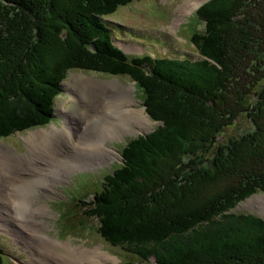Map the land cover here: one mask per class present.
I'll return each mask as SVG.
<instances>
[{
    "label": "trees",
    "instance_id": "16d2710c",
    "mask_svg": "<svg viewBox=\"0 0 264 264\" xmlns=\"http://www.w3.org/2000/svg\"><path fill=\"white\" fill-rule=\"evenodd\" d=\"M131 1L0 0V139L51 121L69 70L127 75L159 124L80 201L103 241L145 264H264V216L232 211L264 191V0L197 7V59L118 48L103 18ZM243 114L255 130L223 136Z\"/></svg>",
    "mask_w": 264,
    "mask_h": 264
},
{
    "label": "rangeland",
    "instance_id": "374dc122",
    "mask_svg": "<svg viewBox=\"0 0 264 264\" xmlns=\"http://www.w3.org/2000/svg\"><path fill=\"white\" fill-rule=\"evenodd\" d=\"M194 1L196 0H132L118 6L103 20L114 29L113 42L129 56L154 54L172 58L188 55L192 59H197L199 55L190 37L195 30L201 31L203 24L192 13L204 0L190 8ZM3 60L6 64V58ZM10 62L13 61L10 60L9 64ZM75 82L79 85L78 88L74 87ZM86 86L88 90L84 95L87 97L81 98L84 96L82 89ZM60 87L62 91L54 97L51 121L43 126L22 132L16 131L0 139V161L10 159L11 155L32 161L23 165L19 163L21 166L19 172L9 176L10 182L5 186L2 185L4 190L9 188L8 184L16 185L21 179L50 183L49 188L48 185L44 187L47 189L34 193L36 194L34 200L32 197L29 201H25V209L18 196L11 194L19 210L14 211L16 215H11V218L10 203L4 199L0 200V247L3 251L1 264H40L38 249L42 246L43 240L55 242L57 248L54 253L58 255L67 257L65 250L67 247L68 264H75L76 256L80 255H87L88 259L80 258L77 264H125L127 261L145 264L120 247L104 242L97 229V220L86 215L88 206L80 201H88L93 192L99 189L104 174L121 162L122 144L132 137L150 132L159 122L152 120L146 111L148 121L144 123L138 121L139 116L132 117L136 108H144V106L140 101L141 96L136 90L135 82L127 75L72 69L66 72ZM122 96L126 98L114 101ZM114 107L123 110L126 115L117 117L110 111ZM79 109L80 111L77 112ZM86 114H89L88 120L84 119ZM130 118H133L131 123ZM64 125L67 127L65 128ZM100 127L101 130L98 132ZM254 130L253 120L243 114L235 120L233 127L226 129L227 134L223 136H238ZM38 131L48 133L56 131L57 137L52 139L54 150L57 151L56 157L53 158L52 155L44 160L34 157L36 154L33 150L43 149L45 145L41 142V137H37L38 140L34 143L35 149H29L26 139ZM90 134H93L92 140L96 137L98 142L75 155L76 152L71 147L75 148L81 142L78 145L74 142L72 144L73 138L76 141L80 137L87 139ZM106 148L114 151L112 158L108 156ZM97 151L105 152L108 158L104 157L100 161L95 159ZM71 159H75L72 164ZM67 166H69L68 171L64 172ZM74 168L79 169L74 170ZM52 169L59 172L60 178H64L50 182L51 176L48 177L44 173ZM25 192L26 189L23 188V193ZM261 195H263L261 199L256 198ZM41 205L45 210L34 209V219H30L32 220L30 225L33 227L38 224V219H42L44 226L41 230L39 224L38 228H30L23 222L21 225L25 227H20L11 220L18 221L34 207ZM232 211L264 216V191L240 201ZM10 224H13L16 231ZM27 230L28 232H23ZM97 252L102 254L90 255ZM52 257L47 259L52 264H57ZM148 264H152V261Z\"/></svg>",
    "mask_w": 264,
    "mask_h": 264
},
{
    "label": "bare ground",
    "instance_id": "6f19581e",
    "mask_svg": "<svg viewBox=\"0 0 264 264\" xmlns=\"http://www.w3.org/2000/svg\"><path fill=\"white\" fill-rule=\"evenodd\" d=\"M200 1L202 0H196L194 1L191 5H190V8H193L195 7ZM186 59H188V55L185 56ZM77 82L74 83V87L75 88H78L79 85H76ZM83 87V86H82ZM133 89H134V86H133ZM83 95L86 94L87 90H88V87H84L83 89ZM126 96V95H125ZM125 96H122V97H117L116 99H114V101H121V100H124L126 97ZM87 95H84V96H81V98H86ZM130 98H128L127 101H129ZM79 110H77V112H79ZM110 111L114 112L116 114L117 117H123L125 116L126 114L124 113L123 110H120L119 108H112L110 109ZM89 114H86L84 116V119L85 120H88L87 117H88ZM108 116V115H106ZM136 116H139L138 118V121L140 123H144L145 121H148V117L146 116V113H145V110L144 108H136L134 110V113L132 115V117H136ZM93 121V120H92ZM133 122V118H130V123ZM64 127L66 128L67 126L64 125ZM101 130V127L98 129V132H100ZM97 132V133H98ZM92 135L93 134H90V136L87 138V139H84L82 137L80 138H77L78 141H76V139L74 140L73 138V141L71 142L75 145H78L79 142H81L78 146H76L75 148L74 147H71L72 149L75 150L76 154L75 155H78L82 150H84L87 146L89 145H93L95 144L96 142H98V139L95 137L94 140H92ZM37 137H41V142L45 145V147L43 149H40V150H33V153L36 154V156L34 157H39V159L41 160H44L45 158H49L53 155V158L57 156V151H55V147H54V144L52 143V139L53 137H57V134H56V131H51L50 133H48L47 131H42V132H34L33 135L31 137H28L26 139V142L28 144V147L29 149H35V142L38 140ZM70 143V144H71ZM40 144V143H39ZM107 149V154L110 158H112V152L114 153V151H110V149L106 148ZM32 152V151H31ZM116 152V151H115ZM46 156V157H45ZM108 156L106 155L105 152H101V151H97L96 152V157L95 159H98L99 161L100 160H103L104 157L108 158ZM114 156V155H113ZM34 157H31L34 159ZM76 158V157H75ZM51 160V159H49ZM32 162L31 160H29L28 158H22V157H19V156H12L10 157V159H3L2 161H0V200L3 201L2 199H4V201H8L10 204H9V207H10V218H11V215H16V212L14 211H17V207H16V200L13 198L12 195H15V196H18L19 198V201L22 203V206H23V209L26 208V200H30L32 199L33 197V200L35 198V195L34 193H36L37 191H40V190H45L47 188H44L45 186H48L50 183H45L44 181H39V182H29V180H23L21 179L20 181H18V183L16 185H11V184H8L9 185V188H5L4 190V187H2V185H6L8 182H10V178L9 176H11L12 174L14 173H18L19 172V169L21 168L20 164L23 165L24 163H27V162ZM65 161V160H64ZM75 162V159H71V164ZM20 163V164H19ZM82 166H83V163H81ZM98 164V163H97ZM69 165V164H68ZM70 166V165H69ZM69 166H67V168L64 170V172L69 168ZM82 168V167H80ZM79 168H74V170H77ZM41 170V169H40ZM68 171V170H67ZM63 173V172H62ZM45 175H47L48 177L51 176V180L50 182H54L55 180H59V179H63V178H60V174L57 170L55 169H52L51 171L47 170L45 173ZM40 180V179H39ZM56 183V182H55ZM50 187V185L48 186V188ZM23 188L26 189V192L23 193ZM42 188V189H41ZM32 193V194H31ZM12 194V195H11ZM23 194V195H22ZM263 195L259 196V197H256L258 199H261ZM253 201V200H252ZM25 206V207H24ZM22 208V207H21ZM41 208V211L45 210L44 207L41 206H37L36 208L34 207L32 209V211H30V213H27L25 216L23 217H20V220H14V219H11L13 221L16 222L17 225H19L20 227H25V226H22L21 224L24 222V224L28 225L30 228H38L39 225H40V230L42 229V227L44 226V222L42 219H38L37 220V223L39 224H35L34 227L30 225V219H34L33 218V210L34 209H37L38 211L40 210ZM43 209V210H42ZM19 211V210H18ZM40 213V212H39ZM13 218V217H12ZM33 224V223H31ZM13 224H10V226H12ZM13 227V226H12ZM14 228V227H13ZM15 229V228H14ZM16 231V229H15ZM24 233L28 232L27 231H23ZM41 232V231H40ZM17 236V235H16ZM41 236V234H40ZM37 238V236H36ZM35 242V241H34ZM42 246H40V248L38 249V252H39V257H38V261L40 262V264H52L47 258L50 257V256H53L54 259H55V262L57 264H68V248L65 247V250H66V256H62V255H58V254H55L54 251L56 250L57 248V245L55 242L53 241H49V240H43L42 242ZM35 246H36V243H35ZM59 252V251H58ZM60 253V252H59ZM65 254V253H64ZM80 254V252L78 253ZM94 254H99L101 255L102 253H91L90 255H94ZM52 257V259H53ZM80 258H83V260H87V255H80V256H76V260H75V264H77V261L78 259Z\"/></svg>",
    "mask_w": 264,
    "mask_h": 264
},
{
    "label": "water",
    "instance_id": "95a60500",
    "mask_svg": "<svg viewBox=\"0 0 264 264\" xmlns=\"http://www.w3.org/2000/svg\"><path fill=\"white\" fill-rule=\"evenodd\" d=\"M206 0H204V1H202V2H200L198 5H197V7H199L203 2H205ZM196 7V8H197ZM145 134V133H144Z\"/></svg>",
    "mask_w": 264,
    "mask_h": 264
}]
</instances>
